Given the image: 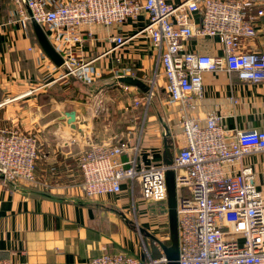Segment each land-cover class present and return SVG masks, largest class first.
<instances>
[{
    "label": "crops",
    "instance_id": "obj_1",
    "mask_svg": "<svg viewBox=\"0 0 264 264\" xmlns=\"http://www.w3.org/2000/svg\"><path fill=\"white\" fill-rule=\"evenodd\" d=\"M241 1L252 5L250 16L258 32L253 40H241V50L264 51V16L257 15L264 0ZM143 24L142 15L110 28L95 26L92 36L82 30L84 40L74 44L75 54L95 74L94 80L61 79V70L41 48L32 21L24 27L17 6L0 0V127H18L39 139L35 181L7 183L0 178V258L21 264H87L103 253H127L144 261L164 254L156 240L144 241L132 227L139 222L148 232L147 207L136 205L142 199L138 183L134 191L125 183L118 194L84 196L79 159L87 137L130 145L122 160L136 155L152 166L166 164L185 145L178 126L184 111L202 121L216 112L230 132L264 129V82L240 79L236 72H203V94L193 95L195 107L171 105L157 50L137 34ZM117 36L125 37L126 43L115 47L111 38ZM186 50L222 53L216 37L190 39ZM123 78L134 82L122 83ZM139 83L150 87V93ZM134 100L142 104L135 107ZM71 112L77 114V125L84 124L80 127L84 133L72 128ZM161 117L171 131L169 151ZM244 162L254 168L264 198V151ZM167 236H160L161 241Z\"/></svg>",
    "mask_w": 264,
    "mask_h": 264
},
{
    "label": "built area",
    "instance_id": "obj_2",
    "mask_svg": "<svg viewBox=\"0 0 264 264\" xmlns=\"http://www.w3.org/2000/svg\"><path fill=\"white\" fill-rule=\"evenodd\" d=\"M10 1L17 6L24 27L35 20L51 30L52 44L63 58L61 79L94 80L95 74L75 54L74 44L84 40L82 30L92 36L95 26L110 28L143 15L137 34L157 50L171 105L183 102L187 110L194 108L193 95L202 97L205 71L226 70L252 83L264 82V51L241 50V40L258 35L250 16L252 5L241 0ZM257 15L264 16V8ZM205 37L218 38L222 53L186 50L187 41ZM111 42L122 46L126 38L113 37ZM141 104L142 100H134L135 107ZM178 126L186 142L173 155L170 167L147 166L136 155L122 160L130 145L85 138L79 159L84 196L118 194L125 183L134 191L138 183L143 199L166 203L165 175L172 168L178 193L179 263L264 264V198L254 168L244 162L248 155L264 151V129L230 132L216 112L202 121L184 111ZM38 156V137L18 127H0V176L5 182H34ZM167 262L165 254L144 261L127 253H103L87 264ZM0 264L21 263L0 258Z\"/></svg>",
    "mask_w": 264,
    "mask_h": 264
},
{
    "label": "water",
    "instance_id": "obj_3",
    "mask_svg": "<svg viewBox=\"0 0 264 264\" xmlns=\"http://www.w3.org/2000/svg\"><path fill=\"white\" fill-rule=\"evenodd\" d=\"M32 25L37 37V40L45 52V54L50 58V60L60 68L63 65L62 55L57 51L50 40L51 30H45L39 23L35 20H32ZM134 79L123 78L122 83H133ZM133 81V82H132ZM131 82V83H130ZM143 91L150 93V87H146L144 83H139ZM70 117L69 123L73 126L72 128L76 129L80 133L82 132L79 125H77V114L75 112L68 113ZM160 121L163 125V140L165 143V148L169 151L170 145L168 143L169 137L171 136V131L169 126L166 124L165 120L161 117ZM173 163V158L169 159L166 162V165L169 167ZM1 179H4L3 176H0ZM166 187H167V214L169 220V239L170 245H166L163 241L150 234L144 228H138L141 233L149 236L150 238L156 240L168 260L167 264H180L179 263V233H178V214H177V202H178V193H177V184H176V175L175 171L172 168H168L165 175ZM135 223H132V227H135Z\"/></svg>",
    "mask_w": 264,
    "mask_h": 264
},
{
    "label": "rangeland",
    "instance_id": "obj_4",
    "mask_svg": "<svg viewBox=\"0 0 264 264\" xmlns=\"http://www.w3.org/2000/svg\"><path fill=\"white\" fill-rule=\"evenodd\" d=\"M152 101H153V98H152ZM83 103H85V104L88 103L87 99L83 100ZM151 104H152V102H151ZM79 127L83 128L84 124H82ZM136 205H145V207H147V211L149 213H147V215H146V217H147L146 228H148L147 230L150 234L154 235L155 237H157L160 240H161V237H165L167 234L169 237V220H168V214L166 212V210H167V204L166 203L149 201V200H145L142 198L141 200H137ZM143 227H145V226L141 225L138 222V224L135 225V227H133V228L135 230H138V228H143ZM155 232H156V234H154ZM141 236H142L144 241L153 243V239L146 237L144 233H142Z\"/></svg>",
    "mask_w": 264,
    "mask_h": 264
},
{
    "label": "trees",
    "instance_id": "obj_5",
    "mask_svg": "<svg viewBox=\"0 0 264 264\" xmlns=\"http://www.w3.org/2000/svg\"><path fill=\"white\" fill-rule=\"evenodd\" d=\"M164 243H165L166 245H170V239H167L166 241H164Z\"/></svg>",
    "mask_w": 264,
    "mask_h": 264
}]
</instances>
